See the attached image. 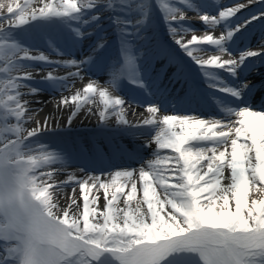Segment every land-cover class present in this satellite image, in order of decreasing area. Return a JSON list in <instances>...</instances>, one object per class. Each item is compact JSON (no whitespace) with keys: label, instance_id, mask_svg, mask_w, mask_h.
<instances>
[{"label":"snow or ice","instance_id":"6c2138e0","mask_svg":"<svg viewBox=\"0 0 264 264\" xmlns=\"http://www.w3.org/2000/svg\"><path fill=\"white\" fill-rule=\"evenodd\" d=\"M257 3L264 0H239L209 15L194 0H0V264H264V108L244 102L256 86L252 80L233 86L217 75L223 70L237 77L249 58L264 56V39L237 55L227 49L264 11L234 28L227 21ZM153 6L208 87L235 103L211 97L210 116L168 114L148 103L147 118H127L125 106L132 102L114 93L125 80L148 91L140 62L150 51ZM188 11L198 15L207 34L196 35L181 23ZM104 13L112 15L119 39V58L108 66L104 83L84 82V68L95 64L103 70L97 54L106 38L78 59L50 35L42 37L47 51L15 35L36 21L59 22L76 41L87 42ZM188 32L193 34L185 40ZM208 52L214 54L205 58ZM26 61L51 66L41 80L61 90L83 82L57 102L70 110L65 127L86 111L101 128L114 125L134 139L146 137L150 158L138 168L70 170V154L36 139L62 126L46 117L27 127L33 115L26 97L40 90L28 83L39 68L34 72Z\"/></svg>","mask_w":264,"mask_h":264},{"label":"bare ground","instance_id":"6f19581e","mask_svg":"<svg viewBox=\"0 0 264 264\" xmlns=\"http://www.w3.org/2000/svg\"><path fill=\"white\" fill-rule=\"evenodd\" d=\"M237 1L239 0H221L219 2V5L221 7H228ZM263 8H264L263 6H259V7L256 6L252 9H249L245 13L241 14L238 18L232 21H227V26L231 28L236 25L244 24L248 18L252 17L253 15H256V13H258V11L260 10L262 11ZM206 10H208L210 13L219 11L214 8H207ZM160 15L162 16L161 12ZM109 17H110V13H107L103 16L102 19L103 21L104 20L106 21L107 26L113 27L114 25L107 21ZM181 23L185 25L187 28L196 30L195 31L196 35L202 36L207 34L208 32V31L205 33L201 32L202 29L206 28V25L203 23L189 22V21H183ZM158 27H160V31H164L163 34L169 38L170 42L167 43L170 45V47L179 48V46L175 44V42L169 36L168 28L165 25L164 21L158 24ZM220 27L221 30H223L224 25H221ZM100 28L101 27L95 29L93 35L88 37L87 38L88 40L85 43H78L76 41L72 43L64 37V33H63L61 35L65 40L64 45L58 44L57 46L65 54L81 59L85 55L89 54L92 48V44L97 39L104 37ZM149 29H147V33L150 37V40L148 42L147 47L149 48L150 51L149 54L146 55V57L141 60L140 67H141L142 78L146 82L147 89L148 88L151 89V97L142 96L143 98L139 100L130 98L127 94L130 88L134 89L135 91H140V92L143 91V93L146 91L144 89L134 87L133 85L129 84L126 80L122 81L120 84L121 88L118 90V93H123L122 95L126 101L139 104L138 106L129 103L125 106V112L127 118L133 122L147 118L149 114L146 112L145 107L143 105L148 103L159 104L162 110L169 111L168 114H171V112L173 111L174 112L195 111L196 113L202 114L204 116L214 115L213 108H211L210 103H208L205 100V97L203 96L202 84H200V82L197 81L198 77L205 80V76L203 75L199 66L198 65L193 66L192 67L193 69H191L192 71L188 70L187 74L184 75V70L182 71L180 68H177V66H175L174 64L171 65L170 62L167 63L168 60H170L173 63L183 58H185L187 61H190L191 59L187 57L180 48L179 49L184 53V56L181 55L182 56L181 58L166 53V51L162 50L163 46L161 44H164L162 40L158 41L156 45H154V43L156 42L154 37L152 36L154 33L150 34L149 32L152 31H149ZM23 30H25L29 34H34L32 30L28 31L27 26H24ZM219 32L220 29L217 28V30L213 34L218 35ZM46 34L52 37V35L55 33L47 32ZM192 34H193L192 32H188L187 34H185L184 39L185 40L190 39ZM15 35L22 44L28 47H32V48L38 47L40 49L47 50L45 43H43L41 40L36 39V41H30L22 33H15ZM111 35L113 36L112 42L109 44L108 47L103 49L104 51L103 53L101 51L100 55L107 57V54L112 53L113 56L117 54L119 58V39L116 30L112 31ZM236 36L237 37L241 36V37L240 38L238 37L239 39L237 40ZM247 37H249L250 39L246 40ZM262 39H264V18L260 19L259 21H253L247 27L242 28L240 32H237L235 38H232V40H230L227 43V49L233 55H237L244 49L246 44H249V46L250 45L254 46V44L256 45L259 44ZM115 42H116V46L114 47ZM203 55H205V58H207V54H203ZM249 61L251 60H247L245 62L246 68L244 67V69L241 70L239 76L240 78H234L233 80H229L227 82L228 84L236 86L239 84L241 77L249 76L251 79L252 77H255L257 76V74H259L254 72L253 70L247 71L248 68L250 67ZM157 65H160L161 69H163L164 71L162 70L160 73H157V71L155 70V67ZM45 69L51 70L49 68H45ZM59 69H64V68H59ZM84 72H85V76L90 75L92 76V79H99L101 83H104V81L108 79V71L105 69L96 70V68L94 69L92 66H87L84 68ZM217 72L219 73L220 70H217ZM178 74L180 75L179 77L177 76ZM86 81L87 78H85L84 82ZM28 83L32 87L40 90L37 95L26 97L27 99H30L32 101L31 104L29 105V108L32 110V112H36L41 116L52 115L53 113H56L58 117V115L60 116L64 115L65 114L64 111H67V114L69 113L68 109L57 107V102L60 100L61 95H71L73 92H75L77 88L82 86L83 82L77 80L74 84V88L71 89L70 87L67 90H61L58 85L44 86L43 84L40 83L36 84L32 81H29ZM69 83H71V81ZM255 85L256 86L252 90H250L248 94H246V96L244 97V102L247 105L253 106L257 109L264 108V92L263 93L261 92L262 90H264V78ZM209 92L212 93L213 95H219L217 92L213 90ZM240 106H243V104H241ZM88 115L89 114L87 113V116ZM116 130L123 136L125 134V136L128 139V135L126 132L118 128H116ZM145 139L146 137L143 136L140 137V141L142 142ZM113 153L115 152H111V154ZM117 156H119V158H116ZM117 156L112 158L113 161L111 163L105 165H95V166L93 164H90V162L87 161L86 159H75L71 161V166L73 168L70 170H76V168L78 167L84 168L86 171L110 170L113 167L138 168L144 160L148 159V157L146 158L144 154L141 152H138L136 153V155L131 157H129L130 155H121V154H118ZM63 178L64 177L62 176L61 179ZM65 191L66 193H70L71 186H69ZM61 203L62 204L65 203V196L61 197Z\"/></svg>","mask_w":264,"mask_h":264},{"label":"rangeland","instance_id":"374dc122","mask_svg":"<svg viewBox=\"0 0 264 264\" xmlns=\"http://www.w3.org/2000/svg\"><path fill=\"white\" fill-rule=\"evenodd\" d=\"M221 0H194L195 4L198 6L199 10L200 9H206V8H214L216 10H219L220 8H224L221 7L219 5V2ZM22 2V0H21ZM234 2L235 3H238ZM241 2H245V0H241ZM231 4V5H233ZM230 5V6H231ZM256 6H263L264 7V3H257L254 5H249V7L242 9L239 13H237L234 17H232L229 21H232L236 18H238L241 14L245 13L246 11H248L249 9H252ZM158 9V8H157ZM159 11V9H158ZM264 11V8L263 10ZM153 13L157 12L156 9L152 8ZM261 12V10H260ZM218 12H213V13H207L209 15H216ZM107 14L104 13L101 16L100 21L98 22V25H93L92 27L94 29H98L100 27L101 24L106 23V21H103V16ZM90 15V14H89ZM112 15L110 14L109 19L107 20L108 22H112ZM186 17H190V18H196L199 20V17H195L193 14L189 15L186 14ZM164 21V20H162ZM28 27V31H33L34 34H29L28 32H26L25 30H23V27L20 29L16 30V33H22L28 40H35L38 38H42L44 35H47V32H54L58 37H61V34H65L66 32H68V36H70L71 38H73L74 41L75 38L72 36V34L69 32V30H67V28L59 23V22H45V21H36L33 22L29 25H27ZM110 28V27H109ZM91 30V29H90ZM111 30V29H110ZM67 34V33H66ZM235 37V35H234ZM233 37V38H234ZM43 39V38H42ZM36 41V40H35ZM84 43V42H83ZM37 68H39L37 66ZM36 69V68H35ZM43 72V74H46V70L45 69H40ZM42 83L47 84V85H52L48 82H45L43 80H41ZM46 85V86H47ZM74 88V86L71 87V89ZM119 89H117L115 91V93L118 92ZM114 93V94H115ZM123 97V95H121ZM140 98V97H139ZM139 98H135L137 100H139ZM65 114L60 116L56 115V113H53L52 115H46V116H41L36 112H32L33 115V119L32 121L27 125V127L31 128L35 126V123L37 121L43 123L46 117H50V124H56L59 123L62 128L58 129L59 131L56 130H52V131H47L44 132L43 134H41L39 137H37L36 139L40 140L43 143L49 144L50 146H52L53 148L56 149H62L65 153H68L72 156V160L75 159H81V158H87V159H92L93 156L91 157L90 155L93 153V148L91 145H86V141H84V134L81 133H66V136H64L63 134H61L63 132V130L67 129V128H77V127H84L87 125H93L97 126L98 125V120L97 117L93 114V115H88L87 116V112L86 111H82L80 113V115L78 116V118H76L72 124V126L70 127H65L66 125V121L68 116L70 115V110L69 113L67 114V111H64ZM86 113V115H85ZM145 116V115H144ZM100 126V125H99ZM115 126L113 125L111 128H114ZM120 133H113L110 134L108 128H104V130L102 131H95L94 135H93V141L99 151V153H110L112 151V149H116L120 154H125V152L121 151L120 149H126L127 153L125 155H129V153H138L141 152L144 154V156L147 158H150L151 156V150L150 149H146L143 146V142L137 139H134L131 135L127 134L128 136H130V138L133 139V141L136 143H132L131 141L125 139V134H124V139H123V135H119ZM114 137H116V140L114 139ZM76 140H78V147H76ZM84 142L85 145H83L80 141ZM106 157V156H105ZM104 160H102L100 163H96L95 165H105L106 163H111L112 160L108 159L107 157ZM96 159V158H94ZM93 162V161H91Z\"/></svg>","mask_w":264,"mask_h":264}]
</instances>
